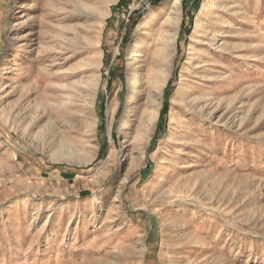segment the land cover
<instances>
[{"label": "rangeland", "instance_id": "rangeland-1", "mask_svg": "<svg viewBox=\"0 0 264 264\" xmlns=\"http://www.w3.org/2000/svg\"><path fill=\"white\" fill-rule=\"evenodd\" d=\"M204 2L140 142L172 0H0V264H264V0Z\"/></svg>", "mask_w": 264, "mask_h": 264}, {"label": "bare ground", "instance_id": "bare-ground-1", "mask_svg": "<svg viewBox=\"0 0 264 264\" xmlns=\"http://www.w3.org/2000/svg\"><path fill=\"white\" fill-rule=\"evenodd\" d=\"M178 2L179 0H172L171 6H170L171 8L170 12L172 11L173 15L170 16V20L168 21V24H167L168 28L162 29L159 31V37H158L159 42H157L158 47L156 49L157 54L154 55L153 53H151L153 54L152 57H153V62H154L155 67L154 66L151 67V70L153 71L154 75L152 78H150V88L147 91L148 93L147 103L144 109L142 110L143 117L141 118V121L139 122V127L137 126L138 127L137 140L140 142H143L149 136L151 125L154 122L155 115L158 111L159 95L161 94V87H162V82H163L162 78L166 72V69L163 66H167L169 62V53L171 52V46L173 45V42L175 39L174 36L176 34L175 25L177 24V22H179L181 18L180 15L176 13ZM218 2L219 0L218 1L205 0V2L202 4L201 14L207 17L210 16L212 8L218 7L219 9L221 7L218 4ZM219 13H220V10H218V12L215 13L213 18L218 19V17L220 16ZM215 22L217 23L216 25H218V28L224 25L222 23L223 21L217 20ZM202 32L203 34L206 35L207 29H203ZM196 33H198V31ZM137 47H139L137 43L136 44L134 43L135 49L131 52L130 57H129L130 59H132L131 60L132 63L130 62L131 64H129L131 74H129L127 77H128V80L131 86L132 94L129 96V100L127 101V104H130L133 101V99L135 98L136 90L139 87L138 85L139 84V74H138L139 65H136V64L139 63L137 62V58H139L140 56L144 57V55L137 49ZM204 56H206V52L199 51L197 58L195 60L196 62H194L193 64L194 65L193 69L200 67V64H198L197 61L200 57H204ZM155 63H157V65ZM209 79L212 80L213 76H210ZM98 81H99L98 79H93L91 82L88 81L87 83H85L86 82L85 81L84 83H82L80 87L77 88V93H78L77 97L79 98L81 97V99L84 101V104H87V103L91 104L93 100V92L98 86ZM186 104H188V101L186 102ZM129 107L130 105H127L125 112H130Z\"/></svg>", "mask_w": 264, "mask_h": 264}, {"label": "trees", "instance_id": "trees-1", "mask_svg": "<svg viewBox=\"0 0 264 264\" xmlns=\"http://www.w3.org/2000/svg\"><path fill=\"white\" fill-rule=\"evenodd\" d=\"M163 111H164V108H163V110H162V113H163Z\"/></svg>", "mask_w": 264, "mask_h": 264}]
</instances>
